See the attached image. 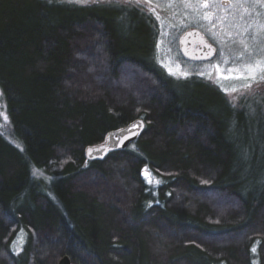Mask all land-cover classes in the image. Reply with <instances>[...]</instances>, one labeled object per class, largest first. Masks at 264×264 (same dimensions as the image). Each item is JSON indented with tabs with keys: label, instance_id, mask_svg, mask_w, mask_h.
<instances>
[{
	"label": "trees",
	"instance_id": "1",
	"mask_svg": "<svg viewBox=\"0 0 264 264\" xmlns=\"http://www.w3.org/2000/svg\"><path fill=\"white\" fill-rule=\"evenodd\" d=\"M114 7L0 0V264H264V96L167 73L152 17Z\"/></svg>",
	"mask_w": 264,
	"mask_h": 264
},
{
	"label": "rangeland",
	"instance_id": "2",
	"mask_svg": "<svg viewBox=\"0 0 264 264\" xmlns=\"http://www.w3.org/2000/svg\"><path fill=\"white\" fill-rule=\"evenodd\" d=\"M64 1L70 2V0ZM87 5H106L112 8L114 14L118 13V16H115L120 21L124 17L120 16L121 11L119 10V12L114 6L134 8L144 13L145 17H152L154 21L152 20L151 31L153 40L155 39L152 55L167 73L178 78H185L188 82L191 76L199 75L218 85L223 91L228 89L231 92V89L235 88L236 92H231V94L225 92L228 99L234 104L248 102L251 99L259 100L264 96V82L247 81L252 84V87L245 92L242 85L246 81L234 78L237 75L248 74L247 69L243 67L245 63L264 60V43H261L264 41V30L259 28L260 25H264V6L251 2L237 3L236 0H217V3L209 6H204L203 3L197 4L195 0L190 4H185L182 0H152V4L147 6H138L135 0H92ZM150 9H154V11ZM257 13H261V15H257ZM205 16L208 19H205ZM193 27L202 30L204 35L216 46L217 53L213 59L191 61L184 57L180 38L186 29ZM128 36V40L134 42L137 47L146 44V41L141 38L132 36V34ZM253 37H255L256 53L253 59L249 60L247 54L253 52ZM242 41L243 43H241ZM245 43L249 45L247 52L244 48ZM147 45L150 47L149 43ZM242 53H244V58H241ZM169 69H171V73ZM229 69L233 71L230 72ZM187 85L189 86V84ZM0 93H2L1 90ZM0 112L4 114L0 116V131L8 139L15 141L13 126L3 95H0ZM4 116L7 119H4ZM45 179L48 181L47 177ZM103 180L111 186L122 182V180L114 178H103ZM75 183L78 186H92L93 184L94 190L101 185L94 173H89L88 177L77 178ZM23 244L24 237L18 236L17 245L22 246Z\"/></svg>",
	"mask_w": 264,
	"mask_h": 264
},
{
	"label": "water",
	"instance_id": "3",
	"mask_svg": "<svg viewBox=\"0 0 264 264\" xmlns=\"http://www.w3.org/2000/svg\"><path fill=\"white\" fill-rule=\"evenodd\" d=\"M180 46L184 57L191 61H208L213 59L217 53L216 46L204 35L202 30L196 27L190 28L182 34ZM143 128L144 122L138 119L121 129L110 132L104 144L88 150V156L90 158L101 157L109 149L126 147L139 136ZM58 264L73 263L66 255L60 259Z\"/></svg>",
	"mask_w": 264,
	"mask_h": 264
},
{
	"label": "snow or ice",
	"instance_id": "4",
	"mask_svg": "<svg viewBox=\"0 0 264 264\" xmlns=\"http://www.w3.org/2000/svg\"><path fill=\"white\" fill-rule=\"evenodd\" d=\"M70 2L73 3H77V4H83V5H87L88 3L92 2V0H70ZM183 3L185 4H190L193 3V0H182ZM237 3H253V4H259L264 6V0H236ZM135 3L139 6V5H151L152 4V0H135ZM195 3L200 4L203 3L204 6H209L211 4H215L217 3V0H195ZM151 11H154V9H150ZM247 11V9H246ZM257 15H261V13H257ZM205 19H208L207 16H205ZM259 28L261 30H264V25H260ZM243 43V41L241 42ZM261 43H264V41H262ZM159 47V43L157 45ZM209 48H211V46L209 45ZM244 48L247 52V49L249 48L248 44H244ZM252 48H253V52H249L247 54V59L252 60L253 56L256 53V43H255V37H253V44H252ZM241 58H244V53L241 54ZM225 63H227V61H225ZM244 68L247 69L248 74L244 75V76H240L237 75L236 77H234L235 79H243L244 81H246V83H244L242 85V88L244 89V91L246 92L247 90H249L252 87L251 83H248L247 81L251 80L255 83H262L264 82V60H254L253 63H245L243 65ZM229 71H233L232 69H229ZM169 72L171 73V69H169ZM185 75H187L185 73ZM227 78V77H225ZM237 89L233 88L231 89V92H236ZM226 93L231 94V92H229L228 89H225ZM0 95H2V93H0ZM233 99H235V97H233ZM4 114L2 112H0V116H3ZM4 119H7L6 116H4ZM135 126V125H134ZM35 174V173H34ZM147 178V177H146ZM149 183H151V180L148 181ZM161 182V181H158ZM206 183V182H204ZM251 251L253 253L257 252V248L254 246ZM253 264H255V262H253Z\"/></svg>",
	"mask_w": 264,
	"mask_h": 264
},
{
	"label": "bare ground",
	"instance_id": "5",
	"mask_svg": "<svg viewBox=\"0 0 264 264\" xmlns=\"http://www.w3.org/2000/svg\"><path fill=\"white\" fill-rule=\"evenodd\" d=\"M187 30H188V29H187ZM184 32H185V31H184ZM215 56H216V55H215ZM133 141H134V140H133ZM133 141H132V142H133ZM129 144H130V143H129ZM129 144H128V145H129Z\"/></svg>",
	"mask_w": 264,
	"mask_h": 264
}]
</instances>
